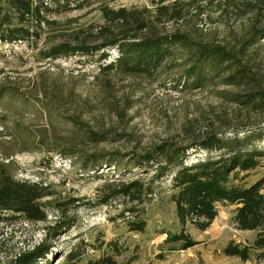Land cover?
I'll return each instance as SVG.
<instances>
[{"label":"rangeland","instance_id":"374dc122","mask_svg":"<svg viewBox=\"0 0 264 264\" xmlns=\"http://www.w3.org/2000/svg\"><path fill=\"white\" fill-rule=\"evenodd\" d=\"M95 1L78 0L68 12L51 16L53 25L41 32L36 47L0 45V171L46 187L51 194L41 201L45 222L1 219L0 264H19L20 257L41 245L51 246L54 254L46 264H81L66 261L74 246L82 244L88 261L104 255L111 241L121 249L119 264H264V252L253 248L258 233L237 229L234 206H219L218 217L205 232L191 225L182 230L171 201V176L154 184L155 194L144 204L121 197L102 204L112 195V186L153 176L133 166L138 155L164 142L188 147L210 131L264 121L226 99L236 88L219 81L205 89L178 87L174 81L183 73L177 68L185 62L181 56L152 77H129L101 72L117 59L116 49L105 50L106 60L103 52L58 60L42 54L60 41L96 42L104 27L115 32L136 27L133 21L125 26L108 23L104 7L126 9L138 13L147 27L142 36L178 34L241 50L264 85V36L254 38L264 31V0H172L163 5L155 0ZM73 119L79 124H70ZM62 150L74 157L60 155ZM189 155L190 161L204 157L199 150ZM91 158L98 160L95 168L87 164ZM262 165L247 183L264 175V161ZM129 208L135 215L129 216ZM139 220L146 222L145 231H130L128 222ZM181 232L199 244L183 251L166 243L168 235ZM230 243L250 249V259L226 256Z\"/></svg>","mask_w":264,"mask_h":264},{"label":"trees","instance_id":"16d2710c","mask_svg":"<svg viewBox=\"0 0 264 264\" xmlns=\"http://www.w3.org/2000/svg\"><path fill=\"white\" fill-rule=\"evenodd\" d=\"M76 1L78 0H51L47 3L46 0H0V45L26 43L36 47L41 39V32L53 25L51 16L68 12ZM110 1L115 0L95 2L106 4ZM170 1L172 0H155L160 5ZM104 13L110 25L120 23L125 26L133 21L136 27H122L117 32L112 31L111 27H104L99 33L101 38L96 41L97 45L96 42L80 38L75 41H60L43 51V58H89L103 52L101 58L106 60L108 56L105 50L116 49L117 59L105 66L101 72H115L129 77H152L166 62L181 56L185 58V62L177 66L183 72L174 81L178 87L205 89L219 81L220 84L238 90L226 94L229 102L264 117L263 81L257 78L241 50L197 43L178 34L142 36L147 27L139 20L138 13L132 14L126 9L113 11L107 7H104ZM254 36L260 39L264 36V31ZM69 122L79 124L74 119ZM262 144L264 121L239 125L226 131H210L188 147L164 142L151 153L138 155L131 161L140 171L154 173L149 181L138 178L118 183L112 186V195L106 197L108 199L102 204L107 205L109 200L120 197L130 204H144L155 194L154 184L171 176V201L182 230L191 225L205 232L218 217L219 206H234V223L237 229L257 232L253 248L257 252H264V175L252 184L246 181L252 172L263 166ZM192 150L203 152L204 157L190 161L189 152ZM58 153L66 158L74 157V153L69 155V151L62 150ZM87 164H92L95 168L98 160L91 158ZM49 196L51 194L46 187L17 181L1 170L0 222H4L1 219L5 216L23 218L32 223L45 222L47 217L41 201ZM126 210L129 216L135 215L133 208ZM125 215H122L123 219L126 218ZM128 226L130 231L143 233L147 225L144 220H139L128 222ZM166 243L180 245V250L183 251L199 244L184 232L168 235ZM106 247L107 252L100 258L84 261L86 250L82 244H78L68 253L66 261L81 264H119L117 257L121 249L118 244L111 241ZM224 254L244 262L250 259V249L235 243L228 244ZM50 256L54 257L51 246L41 245L20 257L18 263L46 264Z\"/></svg>","mask_w":264,"mask_h":264}]
</instances>
